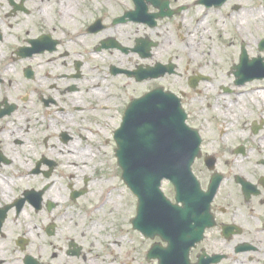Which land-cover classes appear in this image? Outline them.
<instances>
[{
    "label": "flooded vegetation",
    "instance_id": "af4514ba",
    "mask_svg": "<svg viewBox=\"0 0 264 264\" xmlns=\"http://www.w3.org/2000/svg\"><path fill=\"white\" fill-rule=\"evenodd\" d=\"M262 32L264 0H0V264H99L73 217L127 108L158 87L182 98L212 197L189 264H264Z\"/></svg>",
    "mask_w": 264,
    "mask_h": 264
},
{
    "label": "water",
    "instance_id": "95a60500",
    "mask_svg": "<svg viewBox=\"0 0 264 264\" xmlns=\"http://www.w3.org/2000/svg\"><path fill=\"white\" fill-rule=\"evenodd\" d=\"M186 119L180 99L158 89L128 107L115 135L123 180L138 197L137 216L132 224L146 236L155 239L159 235L167 242L166 247L153 244L148 253L147 257L157 258L158 264H178L179 259L182 264H189L191 248L214 225L208 201L198 191V181L191 170L200 155V140ZM182 151L179 158H166L169 153ZM163 179H174L176 199L183 203L182 207L173 205L161 192ZM190 185L193 192L189 188L186 194L185 186Z\"/></svg>",
    "mask_w": 264,
    "mask_h": 264
},
{
    "label": "rangeland",
    "instance_id": "374dc122",
    "mask_svg": "<svg viewBox=\"0 0 264 264\" xmlns=\"http://www.w3.org/2000/svg\"><path fill=\"white\" fill-rule=\"evenodd\" d=\"M136 29L135 26L133 28L130 26L128 32H134ZM231 40L234 42V49H237V41L235 39ZM229 59L225 55H222L221 58L217 57L218 65L226 68L231 62ZM171 81L176 85V88L182 84L181 80L176 82L171 79ZM102 155L106 163H103L104 166L93 169L94 183L92 184V191L88 195L89 197L84 206L80 203L77 205L82 210L76 216L73 214L79 232H85L89 258L95 259L99 264H157V260L148 262L144 256L151 247L152 241L141 236L140 232L134 229L131 224L138 208L137 197L122 180L121 168L114 158L111 147L108 150L106 149L105 152L103 151ZM102 177L112 179L111 184L119 190L117 192L119 195L106 207L101 206V194L106 193V186L100 182ZM165 192L171 194L170 187L167 184L165 185ZM121 198H124L122 203H120ZM64 222L66 221L62 223ZM123 236V240L118 241L117 244L114 243L116 249H113V242L117 241L118 237Z\"/></svg>",
    "mask_w": 264,
    "mask_h": 264
},
{
    "label": "bare ground",
    "instance_id": "6f19581e",
    "mask_svg": "<svg viewBox=\"0 0 264 264\" xmlns=\"http://www.w3.org/2000/svg\"><path fill=\"white\" fill-rule=\"evenodd\" d=\"M168 42H170V41H168ZM95 158H96V160L98 159V157L94 155V159ZM99 166H104V164H99ZM111 181H112V179L109 180L106 177H102L100 179L101 184H104L106 186V189H105L106 193L104 192V193L101 194L102 195V205L101 206H105L106 207V205L110 204V202H112V200L119 195V194H117V192H119V190L116 189L117 188L116 186H113V184H111L112 183ZM123 200H124V198H121L120 203H122ZM123 239H124V236L123 237H118L117 241L113 242L112 248L116 249V246H115L114 243L117 244L118 241L120 242Z\"/></svg>",
    "mask_w": 264,
    "mask_h": 264
}]
</instances>
